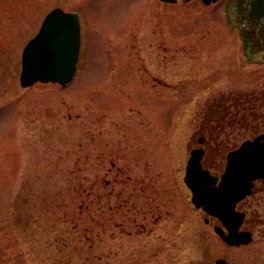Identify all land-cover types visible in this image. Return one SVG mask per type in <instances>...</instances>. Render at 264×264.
Wrapping results in <instances>:
<instances>
[{
	"label": "rangeland",
	"instance_id": "obj_1",
	"mask_svg": "<svg viewBox=\"0 0 264 264\" xmlns=\"http://www.w3.org/2000/svg\"><path fill=\"white\" fill-rule=\"evenodd\" d=\"M13 1L0 9V264H264V239L224 245L183 183L219 96L248 124L236 146L264 126L246 0ZM53 7L82 18L76 73L22 88V48Z\"/></svg>",
	"mask_w": 264,
	"mask_h": 264
},
{
	"label": "water",
	"instance_id": "obj_2",
	"mask_svg": "<svg viewBox=\"0 0 264 264\" xmlns=\"http://www.w3.org/2000/svg\"><path fill=\"white\" fill-rule=\"evenodd\" d=\"M174 3L175 0H160ZM216 0H202L208 5ZM264 0H252L250 21H259L264 13L254 6ZM258 4V3H257ZM254 6V7H253ZM253 13V15H252ZM79 52V21L76 14L60 9L51 11L44 19L36 37L22 54L20 83L30 86L35 82H57L66 85L73 77ZM264 135L243 142L227 155V165L218 186L216 179L200 165L201 150H192L186 163L184 183L191 191V202L209 215L216 216L228 230L216 232L230 244H247L249 233H239V218L233 213L235 202L249 193L252 181L264 178ZM215 264H225L218 259Z\"/></svg>",
	"mask_w": 264,
	"mask_h": 264
},
{
	"label": "flooded vegetation",
	"instance_id": "obj_3",
	"mask_svg": "<svg viewBox=\"0 0 264 264\" xmlns=\"http://www.w3.org/2000/svg\"><path fill=\"white\" fill-rule=\"evenodd\" d=\"M251 1L252 0H246L245 2L246 20L249 18L252 3ZM11 3L15 2L13 0H0V9H4V7L10 5ZM257 3L254 4V6L256 8L258 7L261 13H264V2L260 1ZM2 14L3 13L0 11V21L3 19ZM31 17V14H27L24 17V20L28 22ZM251 22L254 23H252L254 25L252 27L254 28L253 33L261 36L259 39L260 47L258 48V53L264 58V17H262L259 21ZM254 34H252V36H255ZM247 50L250 51V49ZM260 96L263 103L264 83L260 88ZM226 102H228L227 104H230L231 106L236 103L228 95H221L217 100H215V102H213L214 105L212 108H210V112H213L215 115H219V118L217 119V125L211 127L204 123L202 126H200L198 131L201 134L195 140L196 144L193 147L202 150L201 166L203 169L208 170L211 176L215 177L218 182L220 175L224 171L227 153L236 147L234 140L230 138V136L233 135V131L236 132V129L233 128L248 130V124L245 123L244 125V121L246 119H239L238 117H235L237 114H234L231 110L227 112L229 108L227 107V104H225ZM208 119H210V117H208L206 121H208ZM237 119L242 120L241 127L238 126L239 124ZM226 126L231 128L230 131H225ZM254 133L255 134L249 136L248 139L254 138L259 134H264V126L262 129L255 130ZM197 211L204 215L203 222L206 225L211 226L212 229L221 227L224 230L222 223L218 218L207 216L200 209ZM234 211L241 217L238 231L242 233H250L252 241L247 245H239L237 247L228 246L227 244L224 245L230 248L248 247L256 240L264 239V179H257L253 181L250 192L243 199L237 202Z\"/></svg>",
	"mask_w": 264,
	"mask_h": 264
},
{
	"label": "trees",
	"instance_id": "obj_4",
	"mask_svg": "<svg viewBox=\"0 0 264 264\" xmlns=\"http://www.w3.org/2000/svg\"><path fill=\"white\" fill-rule=\"evenodd\" d=\"M255 129H252V131H254Z\"/></svg>",
	"mask_w": 264,
	"mask_h": 264
}]
</instances>
